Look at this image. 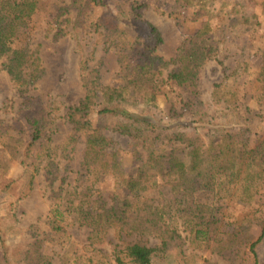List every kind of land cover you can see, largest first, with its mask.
Here are the masks:
<instances>
[{"label":"trees","instance_id":"1","mask_svg":"<svg viewBox=\"0 0 264 264\" xmlns=\"http://www.w3.org/2000/svg\"><path fill=\"white\" fill-rule=\"evenodd\" d=\"M113 1L70 0L65 4L61 0L62 4L54 3L57 10L53 14L58 18V26L49 25L53 39L58 40L69 28L77 37L86 29L97 37L89 47L93 51L87 52L89 56L85 59L83 48L75 51L80 54V72L75 68L69 71L72 85L65 87L78 91L84 88V92L63 112L64 104L55 96L48 92L35 93L37 86L45 84L59 66L46 65L41 44L33 48L15 41L18 33L29 29L43 0H0V70L20 91L22 102L18 121L25 133V137L23 133L1 138V144L5 148L8 146L17 168L14 176H8L9 164L0 159V264L54 262L53 257L46 258L41 253L40 238L29 243L16 240L23 231L18 216L20 204L32 195L42 171L51 188L47 216L50 228L60 237L63 235L71 240L73 235L68 228L90 226V247L103 245L106 241L110 243V259L114 264H166L170 245L180 241V221L175 224L173 218L177 214L180 216L182 206L201 182L234 177L236 188L233 195L249 202L255 195L251 192L254 185L258 180L264 181V143L249 145V139L240 133L238 123L234 121V115L225 108L212 112L200 88L203 67L217 55L229 29L247 24L255 17V0H177L180 8L192 9L188 22L204 18L221 23L212 30L199 29L190 35L181 43L174 58L159 53L164 37L155 24L143 18L138 11V2H130L126 6V15L121 16L109 9ZM117 1L126 4L130 0ZM97 8H107L109 13L95 15ZM177 10H172V15ZM103 40L115 44L114 59L122 82L112 85L95 81L89 87L84 71ZM61 59V54L57 55L59 63ZM165 72L169 80L189 91L190 100L184 113L185 107L179 106L172 98H168L163 107L154 102L158 82ZM260 78L264 86V61ZM216 89L222 93L225 86L219 84ZM90 110L94 116L89 115ZM183 114L188 118L181 119ZM60 118L72 125L74 134L70 140L83 144L79 165L87 177L80 178L82 184L76 187H71L68 182V172L72 168L70 161L59 160L60 154H56L53 148L44 165L36 155L38 142L53 140ZM137 122L146 125L148 131L140 133L135 126ZM201 127L215 132L227 142L216 149L211 148L205 142ZM233 127H236L235 131ZM108 131L132 141L131 166L125 163L117 144L105 139ZM157 144L171 147L159 153ZM150 168L156 171L155 175L150 173ZM109 177L116 178L121 189L110 194L109 199L100 195L93 202L89 193ZM78 187L82 188L81 191ZM80 194L89 199V205L83 200L77 201ZM110 230L115 237L113 240L106 237ZM189 232L188 238L192 235L200 242L208 234L207 230L198 227L190 228ZM134 234L152 236L157 243L150 246L129 240ZM263 239L264 221L260 237L252 242L256 264L255 248ZM74 250V259L71 252L67 258L78 262L83 254H77L81 251L79 247L72 248V252ZM85 260L89 261V258Z\"/></svg>","mask_w":264,"mask_h":264},{"label":"rangeland","instance_id":"2","mask_svg":"<svg viewBox=\"0 0 264 264\" xmlns=\"http://www.w3.org/2000/svg\"><path fill=\"white\" fill-rule=\"evenodd\" d=\"M133 1L138 2V11L143 18L155 24L161 31L164 43L160 46L159 53L166 57L174 58L181 43L197 30H212L221 23L219 20L210 22L204 18L188 22L192 17V9L180 8V2L177 3V0H130L126 4L115 0L110 2L109 9L125 16L126 6ZM56 2L60 3L61 0H43L29 29L18 33L15 41L21 46L33 48L41 44L40 49L46 65L59 66L56 71L53 70L45 84L37 86L35 93L48 92L55 96L57 101L64 104L62 110L65 112V109L76 103L84 92V88L78 91L65 87L72 85L68 72L73 68L80 72V54L75 51L83 48L86 51L83 56L85 59L89 56L87 52L93 51L89 47L97 37L93 31L87 29L77 37L69 28L58 40L53 39L49 25L53 23L54 26H58V18H55L53 14L57 10L54 4ZM64 2L67 4L70 0H64ZM255 2L257 5L254 11L255 17L247 24L230 28L220 43L217 55L207 61L203 67V83L200 88L202 97L212 112L221 111L223 108L230 111L235 117L234 121L238 123V128L241 129L240 133L249 139V145L261 146L264 143V86L260 78L264 61V0H255ZM172 10L177 11L172 15ZM108 13L107 8H97L95 11V15ZM115 51L114 43L108 40L100 41L97 50L93 52V59L89 61L88 69L84 71L87 76L85 82L89 83V87L95 81L112 85H119L122 82L119 66L114 59ZM60 54L62 59L59 63L56 57ZM80 84H83L82 81ZM219 84L225 86V89L221 90L222 93L216 92V85ZM157 89L158 93L154 97V102L159 107H163L166 100L172 98L179 106H184L185 109L182 112H186V104L190 100L189 91L169 80L167 72L160 77ZM21 102L19 89L0 70V159L9 164L8 176L16 174L17 163L11 156L8 146L5 148L1 144V138L8 134L24 133L23 126L18 121ZM89 115L94 116V112L90 110ZM180 118L186 119L188 115L183 114ZM135 126L140 133L148 131V127L141 122L135 123ZM204 129L208 131L206 128H200L205 132H202V135L211 148L216 149L220 144L227 142V139L218 137L215 132L208 131V133ZM232 130L235 131L236 127ZM72 134H74L72 125L60 118L53 140L38 142L36 155L44 165L51 157L49 155L52 154L51 148H53L56 154H60L59 160L70 161L72 168L68 172V182L71 183V187H76L82 184L79 179H85L87 173L82 165H79L83 144L70 140ZM22 136L25 137V133ZM105 136V139L117 144V148L122 151L125 163L131 166L134 155L132 141L112 131L106 132ZM170 147L157 144L156 148H158L157 152L161 153ZM108 149L111 148L108 147ZM149 171L153 175L156 174L152 168ZM43 173L42 171L37 178V185L32 195L20 204L18 216L23 231L16 236V240L29 243L40 238L41 253L46 258L53 257V264H114L110 259L112 247L110 243L106 241L103 245L90 247L89 238L92 231L90 226L68 228V232L73 235L71 240H67L63 235L60 237L50 228L47 216L50 210L51 188L45 181ZM258 181L251 190L255 195L249 202L233 195L236 188L234 177L223 181L215 179L201 182L193 196L182 206L180 216L177 214L178 216L173 218L175 224L180 221V241L170 245L166 264H256L252 242L260 237L264 221V181ZM78 189L81 191L82 188L78 187ZM120 189L119 181L109 177L101 185H97L95 191L89 193V198L93 202L100 195L109 199L110 194L119 192ZM91 194H94V197H91ZM80 200L89 205V199L82 194L77 199L78 202ZM192 227L207 230L208 234L202 236L201 242L197 238L194 239L192 235L188 238ZM106 237L108 240L115 238L112 230L107 232ZM129 240L143 242L150 246L157 243L155 238L145 234H134ZM77 247L81 249L77 254H83V256L78 262H73L75 250L72 252V248ZM255 249L258 264H264V239ZM68 252H71L73 259L68 260L67 257L70 256ZM86 258H89V261L85 260ZM82 259L83 262H81Z\"/></svg>","mask_w":264,"mask_h":264}]
</instances>
